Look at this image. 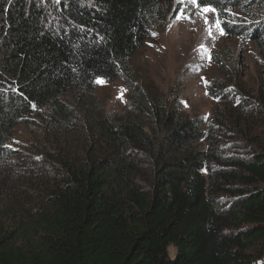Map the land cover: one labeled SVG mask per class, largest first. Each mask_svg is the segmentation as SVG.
Returning <instances> with one entry per match:
<instances>
[{"label": "trees", "instance_id": "obj_1", "mask_svg": "<svg viewBox=\"0 0 264 264\" xmlns=\"http://www.w3.org/2000/svg\"><path fill=\"white\" fill-rule=\"evenodd\" d=\"M164 1L0 0V264H264V65L208 86L207 123L146 93L132 60ZM195 4L264 46V0ZM98 78L123 80V119Z\"/></svg>", "mask_w": 264, "mask_h": 264}, {"label": "rangeland", "instance_id": "obj_2", "mask_svg": "<svg viewBox=\"0 0 264 264\" xmlns=\"http://www.w3.org/2000/svg\"><path fill=\"white\" fill-rule=\"evenodd\" d=\"M163 5V21L153 27L151 36L132 60L134 74L146 93L178 97L185 114L199 116L207 123L215 105L208 96V86L236 74L253 88L264 65V46L244 37L221 34L223 20L232 23L236 20L213 11L205 12L192 0H165ZM257 12L264 14V4L258 5ZM97 86L104 113L123 119L128 99L123 80ZM31 141L27 130L16 129L14 146L22 147ZM168 254L173 257L174 250L169 248Z\"/></svg>", "mask_w": 264, "mask_h": 264}, {"label": "snow or ice", "instance_id": "obj_3", "mask_svg": "<svg viewBox=\"0 0 264 264\" xmlns=\"http://www.w3.org/2000/svg\"><path fill=\"white\" fill-rule=\"evenodd\" d=\"M197 2V0H192V3H196ZM203 11H205V12H208V11H215V9H213V8H211V7H205L204 9H203ZM217 26L219 27V22H217ZM221 30V34H223V29L221 28L220 29ZM97 83H104V81L102 80V79H100V78H98L97 79V81H96Z\"/></svg>", "mask_w": 264, "mask_h": 264}]
</instances>
